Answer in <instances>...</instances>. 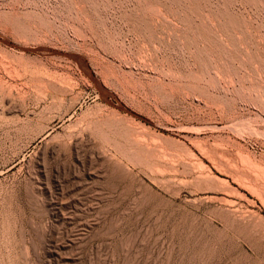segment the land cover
I'll return each instance as SVG.
<instances>
[{
	"label": "rangeland",
	"instance_id": "rangeland-1",
	"mask_svg": "<svg viewBox=\"0 0 264 264\" xmlns=\"http://www.w3.org/2000/svg\"><path fill=\"white\" fill-rule=\"evenodd\" d=\"M0 264H264V0H0Z\"/></svg>",
	"mask_w": 264,
	"mask_h": 264
},
{
	"label": "bare ground",
	"instance_id": "bare-ground-1",
	"mask_svg": "<svg viewBox=\"0 0 264 264\" xmlns=\"http://www.w3.org/2000/svg\"><path fill=\"white\" fill-rule=\"evenodd\" d=\"M140 2V1H139ZM260 4V3H259ZM154 10V9H153ZM208 17V16H207ZM232 18V17H231ZM230 18V19H231ZM232 19H234V20H236L235 19V17L234 18H232ZM229 20V19H228ZM231 21V20H230ZM237 22V21H236ZM239 22V21H238ZM237 22V23H238ZM241 22V21H240ZM240 22L238 23L239 25L238 26H240ZM235 23V22H234ZM231 24H232V22H231ZM245 24V23H244ZM209 26V25H208ZM232 27H234L233 25H232ZM240 28V27H239ZM236 29H238V27L236 28ZM244 34V33H243ZM247 35V34H246ZM242 37V36H241ZM249 38V37H248ZM246 44V43H245ZM238 47V46H237ZM247 50V49H246ZM240 52V51H239ZM239 56V55H238ZM256 56V55H255ZM241 58V57H240ZM216 66V65H215ZM215 68V67H214ZM216 70H218V69H216ZM140 145V144H139ZM146 147V146H145ZM147 150V149H146ZM146 152V151H145ZM143 158V157H142ZM152 160V159H151ZM150 165V164H149ZM249 170V169H248ZM247 175V174H246ZM249 175V174H248Z\"/></svg>",
	"mask_w": 264,
	"mask_h": 264
}]
</instances>
